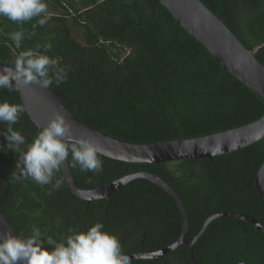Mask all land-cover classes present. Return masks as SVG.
<instances>
[{
  "label": "trees",
  "instance_id": "16d2710c",
  "mask_svg": "<svg viewBox=\"0 0 264 264\" xmlns=\"http://www.w3.org/2000/svg\"><path fill=\"white\" fill-rule=\"evenodd\" d=\"M264 66V0H200ZM51 18L22 25L0 18V63L14 58L10 33L24 31L21 48L36 50L70 67L60 86L49 88L83 124L128 143L154 144L192 139L236 129L258 120L264 104L226 72L157 0H44ZM75 34L77 38L73 36ZM78 39L80 41H78ZM51 45L46 50V46ZM22 104L17 88L0 89V102ZM23 105V104H22ZM27 142L38 130L26 111L13 125ZM6 124L0 123V133ZM7 141L0 135V147ZM99 173L71 166L78 187L92 190L139 172L157 175L182 201L187 234L196 235L218 213L248 215L264 225V201L255 177L264 163V138L209 159L138 165L110 159ZM17 154L0 149V213L17 236L38 227L60 241L69 229L102 223L120 240L124 254L156 252L175 242L182 230L169 196L143 178L130 180L108 200L82 201L62 179L58 189L14 180ZM124 227L109 231L104 222ZM122 232V233H121ZM126 234V245L121 235ZM52 251V246L44 245ZM195 264H264V235L233 218L213 219L193 245ZM129 264H191L186 245L162 257L130 259Z\"/></svg>",
  "mask_w": 264,
  "mask_h": 264
},
{
  "label": "water",
  "instance_id": "95a60500",
  "mask_svg": "<svg viewBox=\"0 0 264 264\" xmlns=\"http://www.w3.org/2000/svg\"><path fill=\"white\" fill-rule=\"evenodd\" d=\"M157 1L171 14L178 26L193 37L226 72L255 93L264 104V66L255 58V50L246 49L224 23L200 0ZM7 66L10 65L0 63V68ZM16 88L29 119L38 131L48 124L53 111H59L70 121L74 137L91 139L98 147L100 155L125 163L152 165L185 159L211 160L215 156L232 153L264 138L263 114L253 123L204 137L154 144L123 142L83 124L65 107L50 88L45 89L35 84H17ZM60 171L70 192L82 201L106 200L116 190L136 178L150 181L162 189L173 201L181 219L182 230L179 238L168 247L156 252L127 255L129 260H156L180 245H186L189 260L191 264H195L193 245L208 224L216 218L243 220L264 235V225L254 218L244 214L224 212L208 217L196 235L189 238L182 201L168 184L151 173L139 172L96 189L82 190L74 180L67 161L61 165ZM254 183L259 196L264 201V163L258 169ZM6 232L14 234L0 213V236Z\"/></svg>",
  "mask_w": 264,
  "mask_h": 264
},
{
  "label": "clouds",
  "instance_id": "9594fccd",
  "mask_svg": "<svg viewBox=\"0 0 264 264\" xmlns=\"http://www.w3.org/2000/svg\"><path fill=\"white\" fill-rule=\"evenodd\" d=\"M51 16L44 0H0V18L19 25L38 18L37 24L42 27ZM9 35L15 46L14 58L11 66L0 68V89L11 92L17 84H35L47 89L66 81L70 67L62 66L57 59L31 49L16 54L24 39L22 28ZM50 48L51 45L46 46V50ZM25 111L22 104L0 102V123L6 124L0 135L8 142L0 149L18 156L11 172L14 180L31 179L40 186L52 184L70 155L73 168L81 172L102 171L103 162L96 144L89 138L74 137L70 121L59 111H53L48 124L27 142L13 127ZM62 183L58 178L52 187L58 189ZM86 226V231H78V227L69 229L59 242L51 237L42 240L45 236L38 227H32L29 236L6 232L0 236V264H129L116 235L103 230L104 225L99 222ZM45 244L52 246V251L45 250Z\"/></svg>",
  "mask_w": 264,
  "mask_h": 264
},
{
  "label": "flooded vegetation",
  "instance_id": "af4514ba",
  "mask_svg": "<svg viewBox=\"0 0 264 264\" xmlns=\"http://www.w3.org/2000/svg\"><path fill=\"white\" fill-rule=\"evenodd\" d=\"M109 198V197H108ZM108 198L106 199V200H108ZM104 224L106 225V228L109 230V231H115L116 229L118 230V229H120L121 231H123V232H126V229H124V227L122 228V227H116V226H114V225H111V222L109 221V219H107V221L106 222H104ZM119 231V230H118ZM122 233V232H121ZM120 237H122L121 239H122V242L126 245V234H124V235H121ZM141 253V252H140ZM134 254H136V253H134ZM125 255H128V254H125Z\"/></svg>",
  "mask_w": 264,
  "mask_h": 264
},
{
  "label": "rangeland",
  "instance_id": "374dc122",
  "mask_svg": "<svg viewBox=\"0 0 264 264\" xmlns=\"http://www.w3.org/2000/svg\"><path fill=\"white\" fill-rule=\"evenodd\" d=\"M73 36H74L75 38H77V36H76L75 34H73ZM78 41H80V40L78 39Z\"/></svg>",
  "mask_w": 264,
  "mask_h": 264
}]
</instances>
